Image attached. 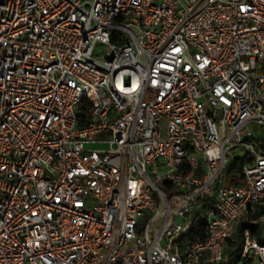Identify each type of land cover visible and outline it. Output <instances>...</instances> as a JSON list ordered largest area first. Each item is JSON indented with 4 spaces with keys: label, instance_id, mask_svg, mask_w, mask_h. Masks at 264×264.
I'll return each instance as SVG.
<instances>
[{
    "label": "built area",
    "instance_id": "obj_1",
    "mask_svg": "<svg viewBox=\"0 0 264 264\" xmlns=\"http://www.w3.org/2000/svg\"><path fill=\"white\" fill-rule=\"evenodd\" d=\"M262 208L264 0H0V264H264Z\"/></svg>",
    "mask_w": 264,
    "mask_h": 264
},
{
    "label": "trees",
    "instance_id": "obj_2",
    "mask_svg": "<svg viewBox=\"0 0 264 264\" xmlns=\"http://www.w3.org/2000/svg\"><path fill=\"white\" fill-rule=\"evenodd\" d=\"M244 157L235 158L232 163L229 165L228 170L226 172L227 181L226 184L231 185H239L242 183L241 176V168L244 163ZM229 179V180H228ZM203 211H200L192 218V226L189 234L187 235V239L189 243H193L196 241H202L205 238V224L202 219ZM264 211V208L260 212ZM260 214V213H258ZM236 243L230 244L229 248L226 250V253L229 255V264H240L238 260L239 249H235ZM248 264V263H241Z\"/></svg>",
    "mask_w": 264,
    "mask_h": 264
},
{
    "label": "rangeland",
    "instance_id": "obj_3",
    "mask_svg": "<svg viewBox=\"0 0 264 264\" xmlns=\"http://www.w3.org/2000/svg\"><path fill=\"white\" fill-rule=\"evenodd\" d=\"M165 137L163 136V138L162 139H164ZM229 180V179H228ZM241 185V184H240ZM227 186H229L228 184H227ZM232 186V185H231ZM142 221H145V219L144 220H142ZM234 239L236 240V245H235V249H239L240 248V245H241V242H240V238H239V236H237V235H235L234 236Z\"/></svg>",
    "mask_w": 264,
    "mask_h": 264
}]
</instances>
